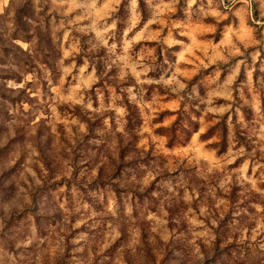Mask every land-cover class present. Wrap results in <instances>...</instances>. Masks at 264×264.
I'll return each instance as SVG.
<instances>
[{"label": "rangeland", "instance_id": "374dc122", "mask_svg": "<svg viewBox=\"0 0 264 264\" xmlns=\"http://www.w3.org/2000/svg\"><path fill=\"white\" fill-rule=\"evenodd\" d=\"M0 264H264V0H0Z\"/></svg>", "mask_w": 264, "mask_h": 264}]
</instances>
